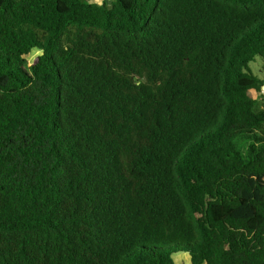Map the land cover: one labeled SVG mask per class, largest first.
Returning <instances> with one entry per match:
<instances>
[{
	"label": "trees",
	"instance_id": "16d2710c",
	"mask_svg": "<svg viewBox=\"0 0 264 264\" xmlns=\"http://www.w3.org/2000/svg\"><path fill=\"white\" fill-rule=\"evenodd\" d=\"M263 85L264 0H0V264H264Z\"/></svg>",
	"mask_w": 264,
	"mask_h": 264
},
{
	"label": "rangeland",
	"instance_id": "374dc122",
	"mask_svg": "<svg viewBox=\"0 0 264 264\" xmlns=\"http://www.w3.org/2000/svg\"><path fill=\"white\" fill-rule=\"evenodd\" d=\"M89 1H91V2L101 3V2L104 1V0H89ZM106 1H107V2H110V0H106ZM37 54H39V51H38V50H33L29 55L26 56V58H27V60H28L29 62H31V61L35 58V56H36ZM251 64H252V68H253V70H254L256 73H259V74H262V73H263L261 67L258 66L257 63H256V64L251 63ZM250 94H251L252 97L258 99V101H259V103H260L259 106L262 108V105H263V104H261L260 101L264 100V96H263V97L261 96V95H264L263 90L261 91V93L255 91V90H254V91L251 90V91H250ZM185 256H187V255H185ZM175 259H176V261H180L181 257H180V256H178V257L176 256ZM183 261L187 264V262H188L187 257H185V260H183Z\"/></svg>",
	"mask_w": 264,
	"mask_h": 264
},
{
	"label": "water",
	"instance_id": "95a60500",
	"mask_svg": "<svg viewBox=\"0 0 264 264\" xmlns=\"http://www.w3.org/2000/svg\"><path fill=\"white\" fill-rule=\"evenodd\" d=\"M263 89H264V85H263Z\"/></svg>",
	"mask_w": 264,
	"mask_h": 264
},
{
	"label": "built area",
	"instance_id": "2783aa9c",
	"mask_svg": "<svg viewBox=\"0 0 264 264\" xmlns=\"http://www.w3.org/2000/svg\"><path fill=\"white\" fill-rule=\"evenodd\" d=\"M263 92H264V89H263Z\"/></svg>",
	"mask_w": 264,
	"mask_h": 264
}]
</instances>
